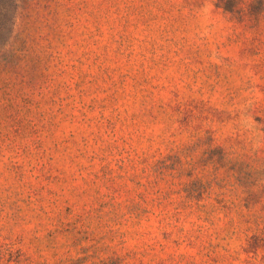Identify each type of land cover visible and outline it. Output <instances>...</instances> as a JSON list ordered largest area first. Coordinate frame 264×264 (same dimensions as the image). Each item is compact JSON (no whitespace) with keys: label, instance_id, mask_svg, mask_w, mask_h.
<instances>
[{"label":"rangeland","instance_id":"obj_1","mask_svg":"<svg viewBox=\"0 0 264 264\" xmlns=\"http://www.w3.org/2000/svg\"><path fill=\"white\" fill-rule=\"evenodd\" d=\"M0 264H264V0H0Z\"/></svg>","mask_w":264,"mask_h":264}]
</instances>
